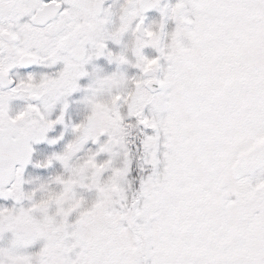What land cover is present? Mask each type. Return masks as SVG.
I'll list each match as a JSON object with an SVG mask.
<instances>
[{
    "label": "snow or ice",
    "instance_id": "obj_1",
    "mask_svg": "<svg viewBox=\"0 0 264 264\" xmlns=\"http://www.w3.org/2000/svg\"><path fill=\"white\" fill-rule=\"evenodd\" d=\"M0 200V264H264V0H0Z\"/></svg>",
    "mask_w": 264,
    "mask_h": 264
},
{
    "label": "rangeland",
    "instance_id": "obj_2",
    "mask_svg": "<svg viewBox=\"0 0 264 264\" xmlns=\"http://www.w3.org/2000/svg\"><path fill=\"white\" fill-rule=\"evenodd\" d=\"M172 3H175L176 0H171ZM155 11V10H154ZM154 21H156L158 18L160 19V14L159 12L155 11L154 12ZM172 24H170V28H168L169 31L173 30L175 28V23L171 22ZM148 52H150V56H155L156 53L153 49L148 48L145 49ZM103 67H106L107 71L109 73L116 71V66L115 65H109L107 63V61L105 60V62L103 63ZM130 75H134L136 74V70L134 69H130L128 70ZM89 81L87 79L83 80L81 83L82 85L86 86L87 83ZM82 93H77L75 94L71 100H79L82 99ZM71 125L75 124V123H79L80 119L82 118V114L80 112H78L77 110V106L73 105L72 109H71ZM54 138H57L56 136H54ZM73 139V134H72V128H71V140ZM61 143V144H60ZM58 143V145L60 144L59 148H57L56 146H53L52 148H46L42 150L41 145L44 144H34V148L37 149V151H41L40 152V156H36L35 152H34V156H33V164H30L25 172V180H26V184H25V190L26 191H32L35 189H39L41 184L46 183L47 181H49L52 177L59 175V174H63V167L57 162L54 164L53 167L48 168V169H41V168H36L34 165L35 163H39L40 162V157L42 159L46 158L47 156H50L54 153H60L63 151L62 149V141ZM66 147V146H65ZM103 158V157H102ZM14 202L13 201H4V200H0V206L2 207H8L11 208L13 206ZM0 243H3V241H0Z\"/></svg>",
    "mask_w": 264,
    "mask_h": 264
},
{
    "label": "flooded vegetation",
    "instance_id": "obj_3",
    "mask_svg": "<svg viewBox=\"0 0 264 264\" xmlns=\"http://www.w3.org/2000/svg\"><path fill=\"white\" fill-rule=\"evenodd\" d=\"M164 2H169V0H164ZM170 2H171V0H170ZM154 12L155 11L153 10V11H150V12H148L146 14V17H147L146 23H152L154 21V19H153L154 18V15H155ZM157 20H159V18ZM170 24H172V23L169 22L168 28H170ZM113 47L115 48V46H113ZM145 54L146 55H149V56L151 55L150 52H148L147 50H145ZM104 62H105V60L104 59H101L99 61H96V64L98 66H103V63ZM70 100H71V98H70ZM14 107H15V105H14ZM70 113H71V110H70L68 116L66 117V123L69 124V127L67 129H65V127L63 125H58L53 132H50L49 133V139H54V136L58 137L61 133L64 134V139L62 140V149L63 150H64L65 146L67 145V143L71 142V114ZM53 118H55V117H53ZM60 144L59 145L58 144L57 145H50V144H48V143L45 142L44 144L41 145V147H42V150L43 149H46V148H52L53 146H56L57 148H59ZM33 148H34V146H33ZM41 151L38 152L37 149L34 148V152H35L36 156H40V152ZM40 159H41L40 161H42L45 158L42 159L40 157Z\"/></svg>",
    "mask_w": 264,
    "mask_h": 264
}]
</instances>
